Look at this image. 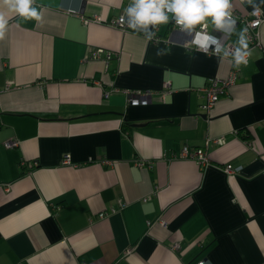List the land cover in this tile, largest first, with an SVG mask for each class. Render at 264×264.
Returning a JSON list of instances; mask_svg holds the SVG:
<instances>
[{"label":"crops","instance_id":"1","mask_svg":"<svg viewBox=\"0 0 264 264\" xmlns=\"http://www.w3.org/2000/svg\"><path fill=\"white\" fill-rule=\"evenodd\" d=\"M129 2L36 0L40 22L9 19L0 264H264V22L235 69L188 49L171 21L151 41L111 24ZM251 10L234 0L237 33ZM231 73L206 113L201 88ZM124 90L149 93L130 103ZM184 145L205 148L208 163L183 156ZM225 162L239 171L225 173Z\"/></svg>","mask_w":264,"mask_h":264},{"label":"clouds","instance_id":"2","mask_svg":"<svg viewBox=\"0 0 264 264\" xmlns=\"http://www.w3.org/2000/svg\"><path fill=\"white\" fill-rule=\"evenodd\" d=\"M239 4L251 6L253 15H258L264 8V0H239ZM36 0H0V38L5 35L12 15L26 20H42V13L35 6ZM234 0H130L120 17V23L151 41L156 37L155 29L160 25L174 22L176 29L190 39V46L197 52L212 54L231 66L240 69L247 66L251 52L248 47L247 29L236 32V18L233 14ZM211 26V31L208 30ZM219 32L224 37L236 35L237 39L230 47H225L221 38L212 32ZM187 51V49H186ZM171 49L167 48V54ZM159 55L166 54L157 49Z\"/></svg>","mask_w":264,"mask_h":264},{"label":"built area","instance_id":"3","mask_svg":"<svg viewBox=\"0 0 264 264\" xmlns=\"http://www.w3.org/2000/svg\"><path fill=\"white\" fill-rule=\"evenodd\" d=\"M120 16L116 17L115 19L111 20V24L124 28L126 27L125 24L120 23ZM79 18L84 24H88L90 22H93L94 20L98 19L96 16L94 18L92 17H85L83 15L79 14ZM241 27L242 29H247V37H248V47L250 48L254 44H259V33H258V27L259 25L264 22V17L260 14L253 15V9L251 10L249 16H246L242 18L241 20ZM174 24V22H173ZM222 43H224L225 47H230L232 44L226 40V37L220 36ZM190 41L185 42V46L188 49H194L190 46ZM104 50L102 48H96L89 52L88 57H98L101 52ZM208 53H212L211 50H209ZM112 56V52L106 51L104 53V60L108 61L110 57ZM236 78L235 73H231L227 75L226 77L222 79H210L202 88V93L204 97V101L202 102L201 109H203L206 113H210L212 108L214 107L217 100L225 94L230 87V85L234 82V79ZM164 86L166 88H169V82H165ZM126 93L127 101L130 103H138L142 101L144 98V95H147L148 91H142V90H124ZM105 95H108V93H105ZM212 141L216 144H223L225 142L224 138L221 136H217L212 138ZM208 140H206L207 145ZM14 142L9 141L7 145H12ZM181 154L183 156H187L192 158L197 162V164L204 166L208 163V155L205 150V148L202 147H189L187 145H184L181 148ZM146 162L144 161H137V164L139 166H144ZM239 166H233L230 162H225L222 166V169L225 173L233 174L237 173L239 171ZM100 216H103L104 213L100 212ZM202 261H199L197 264H201Z\"/></svg>","mask_w":264,"mask_h":264}]
</instances>
